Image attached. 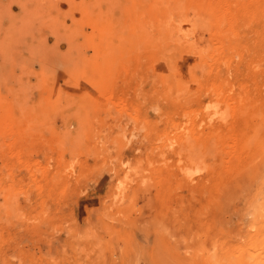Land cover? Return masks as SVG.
I'll return each mask as SVG.
<instances>
[{
	"label": "rangeland",
	"instance_id": "1",
	"mask_svg": "<svg viewBox=\"0 0 264 264\" xmlns=\"http://www.w3.org/2000/svg\"><path fill=\"white\" fill-rule=\"evenodd\" d=\"M0 264H264V0H0Z\"/></svg>",
	"mask_w": 264,
	"mask_h": 264
}]
</instances>
